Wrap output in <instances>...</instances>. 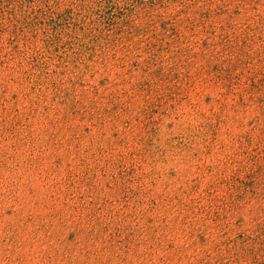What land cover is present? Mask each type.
Returning <instances> with one entry per match:
<instances>
[{"label": "rangeland", "instance_id": "rangeland-1", "mask_svg": "<svg viewBox=\"0 0 264 264\" xmlns=\"http://www.w3.org/2000/svg\"><path fill=\"white\" fill-rule=\"evenodd\" d=\"M0 264H264V0H0Z\"/></svg>", "mask_w": 264, "mask_h": 264}]
</instances>
